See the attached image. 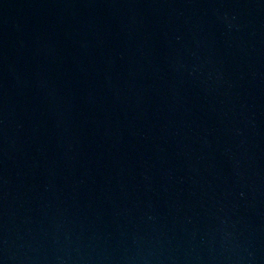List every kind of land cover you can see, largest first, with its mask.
<instances>
[{
	"label": "water",
	"instance_id": "95a60500",
	"mask_svg": "<svg viewBox=\"0 0 264 264\" xmlns=\"http://www.w3.org/2000/svg\"><path fill=\"white\" fill-rule=\"evenodd\" d=\"M0 264H264V0H0Z\"/></svg>",
	"mask_w": 264,
	"mask_h": 264
}]
</instances>
